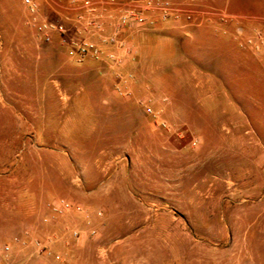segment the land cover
<instances>
[{
    "label": "rangeland",
    "instance_id": "obj_1",
    "mask_svg": "<svg viewBox=\"0 0 264 264\" xmlns=\"http://www.w3.org/2000/svg\"><path fill=\"white\" fill-rule=\"evenodd\" d=\"M172 1L117 63L0 0V264H264V0Z\"/></svg>",
    "mask_w": 264,
    "mask_h": 264
},
{
    "label": "built area",
    "instance_id": "obj_2",
    "mask_svg": "<svg viewBox=\"0 0 264 264\" xmlns=\"http://www.w3.org/2000/svg\"><path fill=\"white\" fill-rule=\"evenodd\" d=\"M22 2L29 13L28 23L34 27L36 35L45 42H51L58 34L69 55L78 61L107 57L123 63L120 50L125 54L133 53L123 37L126 31L155 28L159 23L169 20L186 26L195 17L194 11L186 4L172 0H130L125 3L114 0H70V6L77 11L74 18L75 29L70 30L64 22L43 18L36 0ZM113 8L118 9L115 17L111 14ZM107 26H110L108 34L105 33ZM94 35L102 37L111 48L105 50L101 41L92 39ZM70 207V202L64 198L53 204L57 212Z\"/></svg>",
    "mask_w": 264,
    "mask_h": 264
}]
</instances>
